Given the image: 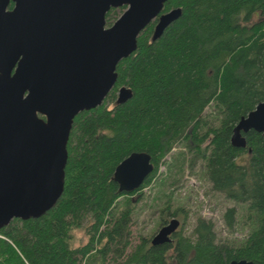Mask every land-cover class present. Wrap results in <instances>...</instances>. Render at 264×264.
Wrapping results in <instances>:
<instances>
[{"label": "trees", "instance_id": "16d2710c", "mask_svg": "<svg viewBox=\"0 0 264 264\" xmlns=\"http://www.w3.org/2000/svg\"><path fill=\"white\" fill-rule=\"evenodd\" d=\"M176 8L180 17L158 39L157 19L138 36L103 103L74 118L59 197L42 214L0 228V264H264V139L250 131L243 147L231 142L239 121L264 101V0H169L161 13ZM122 87L132 96L117 104ZM176 146L183 151L171 166L202 163L211 190L247 210L240 223L253 228L240 245L217 242L213 223L200 217L190 238L129 241L132 199ZM132 153L150 155L153 172L138 190L121 193L114 170ZM163 209L160 223L170 212ZM235 216L236 208L225 211L228 229ZM75 230H83L84 245L72 247Z\"/></svg>", "mask_w": 264, "mask_h": 264}, {"label": "water", "instance_id": "95a60500", "mask_svg": "<svg viewBox=\"0 0 264 264\" xmlns=\"http://www.w3.org/2000/svg\"><path fill=\"white\" fill-rule=\"evenodd\" d=\"M167 1L0 0V228L52 207L63 187L74 118L103 103L116 83V66L135 51L151 22L157 19L154 41L180 17L179 8L161 13ZM123 5V14L105 28L109 10ZM131 96L122 87L116 103ZM249 130L264 137V102L241 119L232 143L237 139L243 147L239 133ZM152 172L150 155L132 153L113 180L129 194ZM179 225L172 219L151 245L170 243Z\"/></svg>", "mask_w": 264, "mask_h": 264}, {"label": "rangeland", "instance_id": "374dc122", "mask_svg": "<svg viewBox=\"0 0 264 264\" xmlns=\"http://www.w3.org/2000/svg\"><path fill=\"white\" fill-rule=\"evenodd\" d=\"M125 10L121 7L115 8L106 19L105 28L112 25ZM108 106L111 107L112 104L109 103ZM204 116L209 122L211 121L210 123L215 119L211 107L205 111ZM180 151H183L181 147H174L171 153L162 159L152 183L133 197L134 212L129 227L131 233L129 241L132 245H137L141 239L151 240L160 228V212L169 206V213L173 214L179 209L180 217L178 214L173 217L167 213L169 216L166 214L165 219L166 221L172 218L177 219L180 222L178 231L183 236L191 237L195 221L200 217L213 223L217 242L240 245L253 228L240 223V218H243L247 210H243L222 194L211 190V185L203 173L202 163H198L193 168L184 164L182 171L171 166L172 162L178 158ZM183 153L185 160H188L187 152ZM244 161L245 158L239 160L240 163ZM119 201L121 203L124 200ZM230 208H236L234 229H228L223 220L225 211ZM183 217H186L185 221H182ZM72 238V247L82 246L87 241L83 230L73 231Z\"/></svg>", "mask_w": 264, "mask_h": 264}, {"label": "flooded vegetation", "instance_id": "af4514ba", "mask_svg": "<svg viewBox=\"0 0 264 264\" xmlns=\"http://www.w3.org/2000/svg\"><path fill=\"white\" fill-rule=\"evenodd\" d=\"M255 20H257V18H255ZM255 22V21H254ZM264 102V101H263ZM261 103V102H260ZM257 106V105H256ZM256 108V107H255ZM254 108V109H255ZM240 122V121H239ZM239 124V123H238ZM237 124V125H238ZM237 125H236V127H237ZM235 127V128H236ZM250 131H253V132H255V133H258V132H256V131H254V130H249L248 132H243V131H241L239 134H240V136L242 137V134L244 135V134H247V133H249ZM233 134H234V129H233ZM258 134H261V133H258ZM261 136L263 137V135L261 134ZM242 138H244V137H242ZM232 139H233V135H232V137H231V142H232ZM263 139H264V137H263ZM244 140V139H243ZM234 143V144H233ZM233 145H235V146H237V147H239L238 145H236V144H240V141H238L237 139L236 140H234L233 141ZM245 145V144H244ZM172 219H175V218H172ZM171 219V220H172ZM171 220H169V221H165V222H163V223H161L160 224V228H162V227H164V226H166V225H168L169 224V222L171 221ZM177 220V219H176ZM178 221V220H177ZM179 222V221H178ZM180 223V222H179ZM180 226V225H179ZM159 228V229H160ZM179 228V227H178ZM158 232V231H157ZM179 231H178V229L176 230V232L173 234V235H171L170 236V239H171V241H170V243L171 242H174V239H173V237H175V235L178 233ZM151 240H152V238H151ZM151 240H149V243L151 244ZM159 246V245H158ZM240 261V260H239ZM246 261V260H245ZM248 262H251V261H248Z\"/></svg>", "mask_w": 264, "mask_h": 264}]
</instances>
